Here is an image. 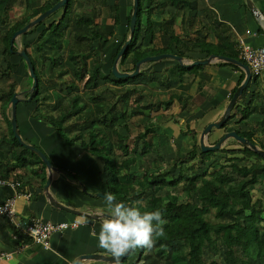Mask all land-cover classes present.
<instances>
[{
	"label": "crops",
	"instance_id": "obj_1",
	"mask_svg": "<svg viewBox=\"0 0 264 264\" xmlns=\"http://www.w3.org/2000/svg\"><path fill=\"white\" fill-rule=\"evenodd\" d=\"M47 1L54 2L55 0ZM159 1L161 2V5L154 9L150 15V19L160 22L163 18L175 14L172 28L174 33L180 36L181 41H187L189 44H201L206 42V45L209 43L210 45H213L214 48L224 49L228 52L236 51L238 38H242L245 43L252 47L264 43V0H180L179 3H176V0ZM246 2L254 7L259 16H255L254 13H252V10ZM40 4H43V0ZM16 5H13L9 10L8 20L11 22L28 13V10L26 9H24L21 14H19V12L17 13V11L24 6V3H22L20 7ZM146 5L147 3L144 2L143 6L145 7ZM68 8L67 11L71 20L70 25L65 30L61 50L52 46L44 47V55L56 57L61 54L64 56V60L62 59L64 68L50 70L49 62H46L42 69L37 70L40 79L39 99L36 101L31 100L30 97L27 99L28 96H24L26 88L19 84L28 74L26 66L20 59L19 55L15 52L8 58L11 63V69L8 71V78L0 77V179L7 180L4 183H0V205L6 196L14 192L15 189L9 180H13V175L18 174L21 176L18 180L20 187L25 189L26 192H31L32 194L30 197L23 196L16 200V214L21 223L34 217L41 221L76 222V226L74 228H67L62 232L53 233L49 238L47 248L37 244H31V242L29 243V240L24 236L27 240L24 247L20 251H14L15 246L10 245L9 241L3 239L4 236L9 237L10 235H13L11 225L5 219L0 217V250L13 252L9 259L1 260L0 264H69L70 261L81 254L98 253L108 255L103 249L98 247V240L93 235V233L98 234L100 231V220L98 217L94 218L91 216L96 215L104 208L106 174L102 169L101 162L88 152L82 151L77 143L78 140H80L79 137L83 140L89 138L88 129L91 127L86 125L87 122L84 120V117L87 119V109L94 107L89 97L91 93H95V95L101 94L103 96L107 91L106 94H111L108 95L109 97H114L117 93V98H119L125 90H132L133 86H135L134 84L140 85V82H143V80L132 83V86L127 85L128 87H120V85L115 86L112 83H106L99 80L96 82V85L90 89L82 88V80H76L73 78L72 69L76 64L70 62L66 58V54L72 51L74 53L83 54V52L78 51L83 40L80 41L77 39L78 31L76 28L78 26H74L72 22L73 15L81 11V9L80 7H76L75 0L71 1ZM120 8L121 6L119 7V10ZM14 12L15 14L17 13V18L13 16ZM54 12L51 13V15H48L34 31L29 33L24 32L17 36L13 43L16 50L25 47L33 54L32 44L35 41L37 33L50 24V22L54 23L62 13V8H59ZM54 14L56 15L53 16ZM124 16L125 11L123 17ZM118 22L120 23V14ZM3 26L4 25L0 24L1 28ZM258 28L261 29V31H258ZM1 30L2 32L0 31V33L3 34L6 28ZM73 32H75L74 38L72 37ZM155 34L156 38L153 44L162 45L164 37L160 36L159 31H156ZM102 38L104 37L100 36L98 39L94 40V42L97 43ZM120 39V37L117 39L118 41L114 43V46L117 45ZM95 43H93V41L90 43L88 51H92ZM75 45L76 49H74ZM201 49L197 46L191 47V49L188 50L181 48V57L186 62H191L196 59H204L213 54L211 53L206 56L204 51L206 49L203 47H201ZM1 51L2 48L0 47V65L3 68L4 62L1 59ZM110 55L111 51H107L103 55L98 54V57L96 58L100 70L104 75H107L109 72ZM35 57L36 55H34V58ZM93 57L86 59L88 67L92 66V63L94 62ZM131 61L132 58L130 62ZM130 62H125L123 66H119V71L127 70ZM218 62L222 61L211 58L210 62L196 68L194 71H178V74H180L179 81L176 80L177 73L171 70L176 64L175 60L164 58L156 60L153 63L151 62L150 64L143 63L140 65V70L143 71L144 77H150L151 79L148 81L149 83H146L147 81L143 83H145V85L149 84L155 94H157L158 91L163 92V94H158V96L152 94L155 96L153 98H156L159 102H156L155 99L153 100L152 97H150L151 100L149 99L145 101L141 99L142 94L140 92L143 91L142 86L136 87L141 94H139L140 98L137 99V102L142 106L148 105V108L140 109L141 112H139L138 115L145 113L149 118L148 121L153 123L152 126H150L151 131L149 133V139L152 136L156 137L159 143L158 131V133L162 132L164 136H172L167 137L171 139V142L175 141L176 144L184 138L188 139V132L192 135V139L195 140V138H198V133H200L205 123L218 119L240 74V71L233 69L230 65H221ZM168 75L171 79L166 80L169 77ZM43 77H45V79H42ZM8 80L15 83L13 88L17 85L21 88H18L17 91H13L18 97L14 110L15 121L17 129L22 135L20 136L29 139L30 144H32V142L41 144L42 137L40 136V133L42 132L50 138L59 135L44 119L32 116V112L36 106L37 110H41L44 114L53 115L58 112L73 113L67 120L69 122L72 118L73 122L68 123L65 121L64 127L69 125L66 129L69 134L66 137L72 139L74 142L72 144H67L66 141H64V145L61 147L65 151L63 153H57L58 151H42L45 155L51 153L49 161H51V165L53 166L49 172L45 169V178H47L48 175L50 177V182L46 191L43 190L44 184L42 186L39 185L40 171L37 168V163H28L21 169H12L10 166H7L5 168L7 175L4 177L2 176V172H4L2 164L4 161L3 156H5L6 160L10 159L9 148L7 147V144L1 141V138L7 136L9 126L7 116L8 119L10 118V104L8 107H2V101L6 97L8 89L10 88ZM256 81L261 83L264 81V78L257 77L254 81L250 79L248 92L243 98H240L241 105L245 104L249 95L253 93L258 94L260 89L264 87L262 83V87H257L255 85ZM6 82L8 83L6 84ZM99 85H102V87L98 88ZM112 91H115L116 93L112 94ZM75 95H78L79 97L76 104H74L75 102L73 98ZM95 95L92 94L90 96L94 97ZM103 97L109 102V97H105V95ZM167 99H170L172 102L166 109L170 108L171 110H167L164 114L168 113L169 115L159 116V114H161L159 110V107L162 106L161 102ZM78 104L84 105V107L83 110L76 113L75 111L77 107H79ZM241 105L239 106L241 107ZM85 107L86 110H84ZM254 108L256 107L254 106ZM151 111L155 112L151 114ZM252 112L257 115L254 114L255 117L252 119L249 114L247 125L238 124L237 117L235 116L226 123V130H233L239 126L241 131H250L253 137L257 136L254 132L256 129L264 133V115L258 114L257 110ZM81 117L83 118L80 119ZM260 117L263 119L261 118V120H259L258 118ZM234 120H236V122H234ZM86 126H89V128H86ZM93 126L91 129H94ZM99 127L102 129V133L101 135L98 133L97 137H100L101 141L104 143L109 142L112 139V128L97 125V131ZM114 128L120 137L124 136L122 135V131L126 130V133L129 131L128 127H126V129L120 127L119 122ZM213 129L219 132L211 134ZM222 131L223 128H211L204 138V143L212 144V142L220 136ZM252 135L251 139L253 140ZM145 140L149 143L147 137ZM188 143L189 146L192 145V141ZM230 143V138H227L217 151H226L227 149L237 148L229 146ZM194 145L191 146L190 149H192ZM262 145H264V143ZM114 151L116 156L121 157L119 150L114 149ZM59 168L70 173H85L90 171L94 176L95 186L93 189L87 190L88 192L86 190L83 192L79 184L76 186L78 181L76 182V179L72 175L60 171ZM132 168L133 167L131 166L130 170H135V167ZM32 170H36L38 173L32 174ZM31 183H35L37 187L33 186L32 188ZM95 193H101L103 196H96L94 195ZM47 195L51 197L54 203L59 204L64 208L52 205ZM136 261L138 263H135ZM80 264L114 263H108L102 260H82ZM119 264L141 263H139L137 254L134 262H125L124 260Z\"/></svg>",
	"mask_w": 264,
	"mask_h": 264
},
{
	"label": "trees",
	"instance_id": "obj_2",
	"mask_svg": "<svg viewBox=\"0 0 264 264\" xmlns=\"http://www.w3.org/2000/svg\"><path fill=\"white\" fill-rule=\"evenodd\" d=\"M56 1L57 0L48 2L47 0H43V4H36V0H0V24L4 26L7 25L5 32L3 34L0 33V47L2 48L1 58L4 62L3 68L0 65V77L8 78V71L11 69V63L8 58L16 50L14 44L11 45L9 42L11 34L36 17L39 13L49 8ZM71 1L72 0H67L65 4L60 7L62 8V13L54 23L50 22V24L37 33L35 41L32 44L33 54L31 55V53L26 52L33 66L37 80L34 89L30 92L31 100L37 101L39 99L40 79L37 70L42 69L46 62H49L51 69L62 67L63 56L61 54L56 57L44 55V47L52 46L61 50L65 30L70 25L71 17L67 10L69 9L68 6ZM84 1L87 2V9L81 8V11L75 13L72 19L73 25L78 26L76 28L78 31L77 39L80 41L87 39L91 43L100 36L105 38H107L108 35L110 36L111 31L107 32V34H103L102 31L96 29V18L99 16L101 5L100 0ZM179 1L180 0H176L175 2L179 3ZM20 2L24 3V9L28 10V13L7 24L10 8ZM144 2L147 3L145 7L143 6ZM160 5L161 2L159 0H138L134 29L129 36L130 40L127 47L118 59L117 69L119 66H123L129 56H131L132 61L131 67L125 70L128 72L133 70L134 64L138 59L146 55L173 53L182 56L181 48L188 50L194 46L200 49L201 47L205 48L206 50L204 51L206 56L211 53L224 55L244 63L237 56L236 51L228 52L224 49H217L209 43L206 45V42L201 44H189L187 41H181L180 36L175 34L172 28L175 14L163 18L160 22L150 19V15L154 9ZM107 9L112 17V23L117 24L119 19V8L116 1L114 0ZM130 12L131 9L124 17L126 25L125 32L111 52L109 72L107 75L102 73L95 57H93L94 62L92 66L88 67L87 58L84 54L74 53L73 51L66 54V58L70 62L76 64L72 69V74L74 79L82 80V88L90 89L94 87L99 80L112 83L115 86L120 85V87H126L140 80H151L150 77H144L143 71L140 69L132 77L119 79L114 78L110 71L112 61L117 51L128 36ZM41 22L30 27L25 33L34 31ZM156 31H159L160 36L164 37L162 45L153 44L156 38ZM258 31H261V29L258 28ZM22 49L26 51L25 47ZM34 55H36L35 58L32 57ZM22 62L24 63L23 60ZM218 63L221 65H230L233 69L240 71L237 83L229 94V100L235 88L242 80L243 73L240 68L234 64L227 62ZM199 66L200 65H195L186 68L176 62L171 70L177 73L176 80L179 81L180 74H178V71L191 72ZM255 79L256 78L252 79V81ZM30 82L31 79L27 75L25 78L26 85L24 86L26 88L24 92L25 97L29 95L28 89ZM9 84L10 88L2 101V107H8L10 104V97L13 94V86L15 83L10 81ZM248 85L249 81L237 99L246 95L248 92ZM133 91L134 88H132V90H125L119 98L109 102L105 100L101 94H97L94 97L89 95L90 101L94 107L88 112V121L86 119L84 120H86L87 125L90 127L93 125H101L112 128V139L107 143L102 142L100 137H98L97 140L95 137L98 135V133H96L97 130L93 129L92 132L94 134L89 132L88 140H83L79 137L80 140H78L77 144L82 151L88 152L101 162L102 169L106 174L105 193H113L118 202H122L129 206H136L141 212L154 211L157 209L162 211L163 219L167 221V223L163 225L165 237L157 240L155 246L151 249L152 254L146 252L145 248L136 249L135 251L138 252V260L142 258V264H199L202 260V255L205 252H209L212 255H221L224 264H255L254 259L250 258L247 253V249L251 245H254L256 248V257L264 260V226L260 225V222L264 221L262 206H260V200H252L250 194L251 189L256 185L259 178H264V157L255 153L248 147L240 145V149H227L226 151L230 154L239 153L244 157L253 156L256 160L245 165L239 163L241 156L227 157V162L225 161L223 164L218 165L217 169L207 174L205 170L206 167L202 168V165L208 162L210 156L217 150L201 152L197 143V138H195V148L193 147L187 153V158L193 160L195 156H197L199 173L186 177V172L191 167L181 168L180 160L177 161L178 164H175V162L171 164L178 167L176 174L173 175L168 165L165 163L154 168L145 167L144 169L135 168V170H130V167H135L136 164L135 157L137 153L135 147L138 144H133L132 142V147L129 148V142H127L126 137H120L114 126L119 122L120 127L126 129V122L128 120H120V118L124 117V111L116 108L119 103L123 102V104H125L128 95L133 94ZM257 96L258 95L254 93L249 95L242 107H238L239 105L236 106L235 104L232 107L233 112L229 115L227 121L235 116L237 112L239 114L237 123L243 122L244 125H247L248 115L252 111L257 110L260 113H264V99L256 108L252 105L253 100L257 98ZM73 98L74 104H76V101L79 100L78 95H75ZM139 98L140 96L133 100L134 106L130 109L131 116L139 114L142 108H148V105L142 106L137 103V99ZM171 102L170 99H167L162 101L161 104L164 108H167ZM81 107L82 105L77 107L75 112H80V110H82ZM57 114L58 115L54 116L51 114L38 113L37 106L32 112L33 117L44 119L59 135H61L62 129L66 130L69 126L66 124L67 127H64V122L67 121L73 113L58 112ZM7 121H9L8 116ZM206 124L207 123H205L204 126ZM88 127L86 126V128ZM233 130L238 135L247 138L248 141L256 145L251 139L252 133L250 131H241L239 126ZM150 131L151 128L144 125L143 131L132 137L134 141L138 139L142 141L141 151L147 149L148 143L145 139ZM62 137L65 138L64 140L67 144H72L74 142L72 139L66 138L65 135H62ZM1 141L7 144L10 151L9 160H6L5 156L2 155L4 160V172H2V176L4 177L7 175L5 170L7 166H10L12 169H21L28 163H37V168L40 171L39 185L42 186L46 179L44 164L34 153L28 151L17 142L11 133L10 125L8 126L7 136L1 138ZM216 141L217 139H215L212 144ZM114 149L119 150L121 157L116 156ZM195 149L197 151H195ZM260 149L264 150V145H261ZM145 152L147 151H144V153ZM259 160L262 162L260 163ZM59 170L72 175L78 180L75 174L62 168H59ZM37 173L36 170H32V174ZM20 178L21 176L15 174L12 179L18 181ZM183 198H185V200ZM210 214H212L215 221L212 222L208 220L207 215ZM11 230L15 235L14 238H12L11 235L9 237H3L4 240L9 241L10 245L18 246L19 244H25L26 241L29 240V238L26 237V240L23 235L18 233L12 225ZM28 242L30 243V240ZM132 252L133 251H130L127 256ZM125 258L119 263H122Z\"/></svg>",
	"mask_w": 264,
	"mask_h": 264
},
{
	"label": "rangeland",
	"instance_id": "obj_3",
	"mask_svg": "<svg viewBox=\"0 0 264 264\" xmlns=\"http://www.w3.org/2000/svg\"><path fill=\"white\" fill-rule=\"evenodd\" d=\"M41 1L42 0H36V4H40ZM115 1H116L117 5H118V8L121 6L120 10L118 11L119 14H120V23L119 22L117 24L112 23V17L110 16L109 10L107 9V7L114 2V0H100L101 5H100L99 16L96 18V20H97L96 29L99 30V31H102L103 34H107V32L111 31V35L110 36L108 35V38L104 37V38L100 39L99 42H97V43H95L93 41V43H95V44H94V46L92 48V51H88L89 46H90V41L84 39L82 41L78 51L83 52V54H84V56H86V58H91L93 56L95 58H97L98 54L99 55H103L107 51H111L112 52L114 50V48H115L114 43L116 41H118L117 39L119 37L121 38V36L124 34L125 28H126L124 17L129 13V11L131 9V0L130 1L129 0H115ZM22 3L23 2H20V4H18L16 6L20 7V5ZM75 3H76V7L77 8L80 7V9L81 8L82 9H87L88 5H87V2H85L84 0H75ZM122 3H123V5H122ZM23 11H24V6L21 9H19V11H17V13L19 12V14H21ZM124 11H125V16L123 17ZM17 13L16 14H15V12L13 13V16H15V18H17L16 17ZM55 15L56 14H54L53 16H55ZM9 23H11V21H9L7 24H9ZM6 26L7 25L3 26L2 28L0 27V31L2 32L1 29L7 28ZM74 33L75 32L72 33V37L73 38L75 37ZM74 49H76V45H75ZM26 52L31 53L27 49H26ZM31 55H32V53H31ZM32 57L34 58V56H32ZM63 58H64V56H63ZM129 59L131 60V57H128L125 62L126 63L130 62ZM151 62L153 63L154 61H147L145 63H149L150 64ZM200 66H202V65H200ZM130 67H131V62L129 63V68ZM63 68H64V65L62 64V67L53 68V69L56 70V69H63ZM139 69H141V68L139 67ZM50 70H52V69L50 68ZM25 78H24V80H22L20 82V84H19L20 86H25L26 85ZM42 79H45V77H43ZM168 79H171V77L169 76L166 80H168ZM8 81L10 82V80H8ZM143 82H146V80L145 81L143 80ZM143 82H140V85L134 84L135 86H133V88H134L133 94L128 95V98L125 101L126 102L125 104H123V102L119 103V104H117V108H116V109H119L121 111H124V113H123L124 117L120 118V120L126 119V121H127V120L130 119L129 121H127V127H128L129 131L127 133H126V130L122 131V135H124L126 137V139H127V142H129V148L132 147V145H131L132 142H133V144H135V143L138 144L137 148L135 147L136 148V153H137V155L135 157L136 158L135 168H137V169L138 168L139 169H144L145 167L154 168V167H158L159 165H163V163H165L166 165H168L169 170H170L171 174L173 175V174H176L178 167L174 166V165H171V164L173 162H175V164H178L177 161L180 160L181 168H183V167H191L190 169L187 170L186 177L192 176L195 173H199L198 160L196 158L197 156H195V159H193V160H189L187 158V153L191 150L190 147L194 145L193 144V140L194 139H192V135L189 132L187 133L188 134V139L184 138L181 141H178L177 144H176L175 141L171 142V139L169 137H167V136H170V135L164 136L162 132L158 133V131H157V134H158V137H159V143H158V140L156 139V137L152 136L149 139V134H148L146 137L149 140L148 142L150 144L149 143L147 144V149L144 150V151H147V152H145V153H144V151H141L142 141L139 140V139L134 141V139L132 138L137 133L143 131V126L144 125H147L148 127H150L153 124L152 122L148 121L149 118L146 116L145 113H141L140 115L137 114V115L131 116L130 109H131V107L134 106L133 100H135L139 96V94L141 93L142 94V97H141L142 100H145V101H147L149 99L151 100L150 97H152L153 100L155 99L156 102H159V100H157L156 98H153V97H155V96L152 95V94H155V92H153V89L150 88L149 84L145 85V83H143ZM7 83L8 82H6V84ZM146 83H149V82L147 81ZM261 83L264 86V81L261 82ZM261 83L256 81L255 85L257 87H262ZM19 85L15 86L13 91H17V89L20 88ZM128 86H132V84H129ZM137 86H142V90L143 91L139 93L138 88H136ZM101 87H102V85H99L98 88H101ZM263 91H264V87L262 89H260L259 93L257 94L258 95L257 98H255L253 100V102H252V105L254 103L253 106L257 107L259 105V103L264 99ZM106 92L103 94V96L105 95V97H109L108 95H111V94H106ZM115 93L116 92L114 91L112 94H115ZM92 94L95 95V93H91L90 95H92ZM158 94L159 95L163 94V92H159L158 91L157 94H155V95L158 96ZM115 95L116 96H114V97L110 96L109 97V101L116 100L118 94L116 93ZM235 104H236V106L237 105H241V99H238ZM78 105L81 106V104H78ZM242 106L243 105H241V107ZM83 107H84V105H82V107H81L82 110H83ZM90 109H92V108L90 107L89 109H87V113L90 111ZM42 110H43V108H42ZM84 110H86V107H85ZM159 110L161 112V114H159V116H168L169 115L168 113L167 114H164V113L167 110H171V109L170 108L166 109L163 106H160ZM235 111H238V110H235ZM154 112L155 111H151V114L154 113ZM232 112H233V108L231 109V113ZM38 113L44 114V113L41 112V110H39ZM257 113L260 114V115H264V113H260V112H257ZM254 114H256V113H254V112L250 113L252 119H254V117H255ZM53 115L55 116V115H58V114L55 113ZM235 116L237 117V120H238L239 114L237 112H236ZM82 118L83 117H81L80 119H82ZM261 118L262 117H260L258 119L261 120ZM18 119H19V117H18ZM84 119H86V117H84ZM86 120L88 121V119H86ZM259 120H258V122H259ZM72 122H73V119L71 118L68 123H72ZM238 124L241 125V124H243V122L238 123ZM161 127H162V125H161ZM224 127H225V125L223 126V128ZM254 127H255V124H254ZM93 128L97 130V125H94ZM90 129H88V131L91 134H94L92 132L93 129H91V130ZM17 131H18V134L20 136L21 135L20 131L18 129H17ZM101 131H102V129L99 127L98 131L96 133H99V135H101V133H102ZM218 132L219 131L213 129L211 134L218 133ZM254 132H255V134L257 136L253 137V135H252L253 141L256 144V147L260 148V146L264 143V133L261 132V131H258V129H256V131H254ZM40 134H41L40 136L42 137V143L41 144H37L35 142H32V144L36 148H38L40 151H58L57 153L65 152L61 148L62 145H64V141H65L64 140L65 138H63L62 135H65V137H66L69 134L67 132V130L62 129V134L61 135H58V136L56 135V136H54L52 138L47 137L44 132H42ZM21 136H20V138H21V140L23 142H25L27 144H30L29 143V141H30L29 139L22 138ZM95 137L98 140V137L97 136H95ZM170 137H172V136H170ZM85 139L88 140V138H85ZM191 141H192V145L189 146L188 142H191ZM230 142L231 143H230L229 146L237 147L235 149H240L241 148L240 144L236 140H234L233 138H230ZM197 143H198V138H197ZM32 144H30V145H32ZM195 151H197V150L195 149ZM50 154H47V155L44 154L46 156V158L48 159V161L50 160V157H51ZM231 156H237V157L241 156L239 163L240 164H245V165H248L249 163H251V162L256 160L253 156L244 157L242 154H239V153L230 154L227 151H215L210 156V160L208 162H205L202 165V168L206 167L205 170H206V173L208 174L212 170L217 169L218 165L223 164L226 161L227 157H231ZM49 162L51 164V161H49ZM259 162L261 163L262 161L259 160ZM52 168H53V166H52ZM72 174H75V176L78 178V180H76V182L78 181V183H76V186L78 184L82 185L86 191L93 189V187L95 186V179H94L93 174L90 171L89 172H85V173H78V172L74 173V172H72ZM33 186L37 187V185L35 183H31V187L32 188H33ZM250 194H251L252 200H255V199H259L260 200V206H262V213H263L262 215L264 216V178L263 177L259 178V180L256 183V185H254L253 188L251 189ZM183 199L185 200V198H183ZM207 218H208V220H210L212 222L215 221L213 219L212 214L207 215ZM260 225L264 226V221H261ZM145 251L148 252V253H151V250L145 249ZM247 253H248L250 258L254 259L255 264H264V260L262 258L256 257V248H255L254 245L249 246V248L247 249ZM137 254H138V252L133 251L132 253H130L127 256L128 258L126 257L127 259L125 258V262H134ZM129 259H130V261H129ZM141 262H143L142 258L139 260V263H141ZM135 263H138V262L136 261ZM199 264H224V263H223L221 255H212L209 252H205L202 255V260H201V262Z\"/></svg>",
	"mask_w": 264,
	"mask_h": 264
},
{
	"label": "water",
	"instance_id": "obj_4",
	"mask_svg": "<svg viewBox=\"0 0 264 264\" xmlns=\"http://www.w3.org/2000/svg\"><path fill=\"white\" fill-rule=\"evenodd\" d=\"M66 1L67 0H57L49 8L45 9L44 11L39 13L36 17H34L30 21H28L26 24H24L22 27H20L17 30H15L11 34V37L9 39L10 44L12 45L14 43L15 39L17 38V36L23 34L30 27H32L33 25L43 21L48 15H50L51 13H53L54 11H56L57 9L62 7L65 4ZM137 2H138V0H131V12H130V16H129L128 36L125 39V41L122 43V45L120 46L119 50L117 51V53H116V55H115V57H114V59L112 61L111 68H110L112 76L114 78H116V79L132 77L133 75H135L139 71V67H140L141 64H143V63H145L147 61H156V60H160V59H164V58H169V59L175 60L179 65H181L183 67H186V68L191 67V66H195V65H205V64H207L208 62L211 61V58H213L214 60H220L222 62H227V63L236 65L242 71L243 78L240 81V83L238 84V86L235 88V90L232 93V95L229 98V100L227 101V103H226L221 115L218 117V119L215 120V121L208 122L201 129V131L199 133V136H198V145H199V148H200L201 152L213 151V150H218L220 148L221 144L227 138H233L241 146H246L249 149H251L252 151H254L255 153H257V154H259V155L264 157V150L263 149L257 148L256 145L252 144L245 137H242V136L238 135L234 130H230V131L224 132L217 139V141L215 143H213V144H205L204 143V138H205L206 134L209 133L210 129L211 128H215V129L221 128V126L226 121V119H228V117H229V115L231 113V108L235 105L238 96L241 94V92H242L243 88L246 86L247 82L250 81V72H249L248 66L246 64L240 62L239 60H237L235 58L222 56V55L211 54V55H209L208 57H206L204 59H196V60H193L191 62H186L185 60H183V58L181 56H179L177 54H173V53H159V54H155V55H146V56L138 59L135 62V64H134L133 70L130 71V72L119 71L117 69L116 64L118 62V59L121 56V54L123 53V51L125 50V48L127 47L128 42L130 40L129 36L132 34L133 29H134ZM246 3L249 6V8L252 10V13H254L255 16H259V14L256 12L254 7H252L250 4H248V2H246ZM15 53L17 55H19V57L25 63L27 74H28L29 78L31 79V83H30V86H29V92H31L34 89V87L36 85V82H37L36 76L34 74L33 66L31 64V61H30V59H29V57L26 54V51L24 49L16 50ZM29 97H30V94L28 95L27 99H29ZM17 101H18V97L16 96V93H13L11 95V97H10L9 125H10L11 133H12L13 137L17 140V142L20 145H22L28 151L34 153L41 160V162L45 166V169L49 172L52 169V166H51L50 162L48 161V159L46 158V156L44 155V153L42 151H40L38 148H36L35 146L23 142L21 140L19 134H18L17 127H16V121H15V114H14L15 104H16ZM49 182H50V177L48 175L46 180H45V183L43 185V190L46 191ZM80 188L82 189L83 192H85V189H84V187L82 185H80ZM94 195L99 196V197L103 196L101 193H95ZM47 197L51 201L52 205H55V206H57L59 208H64L63 206L54 203L49 195H47ZM91 216L94 217V218L98 217L97 215H91ZM126 256H127V254L122 256L120 258V261H122ZM82 260H102V261H105V262H108V263H114V260H113V258L110 255H102V254H98V253H90V254L78 255L76 258H74L72 261H70L69 264H80Z\"/></svg>",
	"mask_w": 264,
	"mask_h": 264
},
{
	"label": "clouds",
	"instance_id": "obj_5",
	"mask_svg": "<svg viewBox=\"0 0 264 264\" xmlns=\"http://www.w3.org/2000/svg\"><path fill=\"white\" fill-rule=\"evenodd\" d=\"M96 215L100 220V231L93 235L98 240V247L113 258L114 264H119L120 258L130 251L151 250L158 239L165 237L163 225L167 221L161 210L141 212L136 206L118 202L110 192L104 194V208Z\"/></svg>",
	"mask_w": 264,
	"mask_h": 264
},
{
	"label": "built area",
	"instance_id": "obj_6",
	"mask_svg": "<svg viewBox=\"0 0 264 264\" xmlns=\"http://www.w3.org/2000/svg\"><path fill=\"white\" fill-rule=\"evenodd\" d=\"M237 56L248 66L250 72V79L264 78V43L256 47H252L244 42L242 38L237 39L236 45ZM7 180L0 179V183ZM14 187V192L6 196L0 205V217L5 219L12 225L18 233L29 238L31 244H37L44 248L48 247L49 238L53 233L62 232L67 228H74L76 222L65 221H41L31 217L28 221L21 223L17 218L15 203L20 197H30L31 192H26L20 187V183L15 180H9ZM12 238L15 237L13 234ZM24 244L15 246L14 251H20ZM13 252L0 250V261L9 259Z\"/></svg>",
	"mask_w": 264,
	"mask_h": 264
},
{
	"label": "flooded vegetation",
	"instance_id": "obj_7",
	"mask_svg": "<svg viewBox=\"0 0 264 264\" xmlns=\"http://www.w3.org/2000/svg\"><path fill=\"white\" fill-rule=\"evenodd\" d=\"M233 117H234V116H233ZM233 117H232V118H233ZM232 118H230L229 120H231ZM229 120H228V121H229ZM228 121H227V119H226V121L224 122L223 126L226 125V123H227ZM234 122H236V120H234ZM223 126H222L220 129H222ZM230 130H232V129H229V130L227 129V130H226V128L224 127V128H223V131H222L221 134H220V136H221L224 132H226V131H230ZM198 134H199V133H198ZM220 136H219V137H220ZM219 137H218V138H219ZM218 138H217V139H218ZM246 139H247V138H246ZM247 140H248V139H247Z\"/></svg>",
	"mask_w": 264,
	"mask_h": 264
}]
</instances>
